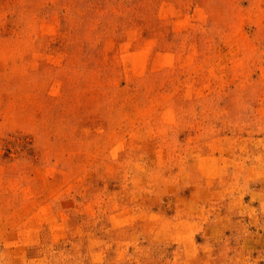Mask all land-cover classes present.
Returning <instances> with one entry per match:
<instances>
[{
	"label": "rangeland",
	"instance_id": "rangeland-1",
	"mask_svg": "<svg viewBox=\"0 0 264 264\" xmlns=\"http://www.w3.org/2000/svg\"><path fill=\"white\" fill-rule=\"evenodd\" d=\"M0 264H264V0H0Z\"/></svg>",
	"mask_w": 264,
	"mask_h": 264
}]
</instances>
